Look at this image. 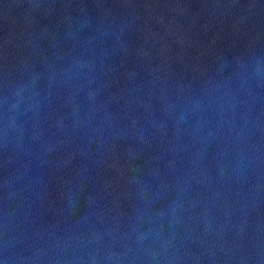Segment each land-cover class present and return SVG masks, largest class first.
Wrapping results in <instances>:
<instances>
[{
    "label": "water",
    "instance_id": "water-1",
    "mask_svg": "<svg viewBox=\"0 0 264 264\" xmlns=\"http://www.w3.org/2000/svg\"><path fill=\"white\" fill-rule=\"evenodd\" d=\"M0 264H264V0H0Z\"/></svg>",
    "mask_w": 264,
    "mask_h": 264
}]
</instances>
